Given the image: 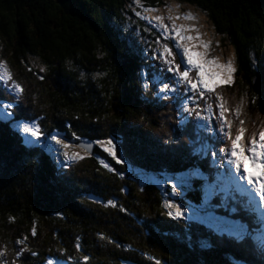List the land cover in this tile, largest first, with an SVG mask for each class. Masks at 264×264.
Instances as JSON below:
<instances>
[{"label": "trees", "instance_id": "16d2710c", "mask_svg": "<svg viewBox=\"0 0 264 264\" xmlns=\"http://www.w3.org/2000/svg\"><path fill=\"white\" fill-rule=\"evenodd\" d=\"M166 1L71 0V12L65 13L55 0H0V62L23 89L15 102L0 88V104L15 105L13 120L31 122L45 139L56 134L71 142L73 133L81 138L77 143L116 139L123 161L117 165L97 149L59 170L41 147L23 144L16 130L0 121L3 264H46L48 259L59 264H264V243L254 241L263 231L250 228L244 242L230 241L237 255L227 249L228 239L224 245L221 236L166 215L165 201L186 203V198L192 206L246 226L251 215L231 211V193L217 189L209 202L200 198V184L211 180L209 160L192 156L185 139L190 129L176 124L173 104L141 88L140 67L148 62L140 42L154 32L140 18L142 9H159ZM172 1L204 15L221 42L232 47L233 80L218 88L227 107L232 109L237 88L242 93L236 97L247 95L248 103L255 98L248 113L264 115V0ZM192 169L203 176L189 174ZM140 177L178 178V195L172 196L168 183L164 189L142 186ZM109 200L115 208L103 206ZM101 234L115 243L98 239ZM21 248L28 250L17 258Z\"/></svg>", "mask_w": 264, "mask_h": 264}, {"label": "snow or ice", "instance_id": "6c2138e0", "mask_svg": "<svg viewBox=\"0 0 264 264\" xmlns=\"http://www.w3.org/2000/svg\"><path fill=\"white\" fill-rule=\"evenodd\" d=\"M135 3L139 4V0H134ZM146 12L155 11L153 8H144L142 9ZM139 16V13H137ZM144 19L143 17H140ZM179 18V17H177ZM185 19H192L191 15H186ZM171 19V17H170ZM157 22L161 21V17H155ZM156 27V25H153ZM159 29H163L164 34L169 33V29L163 24L159 23ZM158 29V30H159ZM194 29H180L176 28L173 25L172 32L174 35L171 37L176 41L175 49L178 51H173L168 45H164L163 51L158 54H153V59H161L163 64L166 66V70L175 77L173 84L163 83V86L159 88V93L157 94L158 99L169 100L172 98L171 94L179 93L181 88L175 87L174 85H180L185 90L186 94L181 99L179 111L187 113V117H191L192 120L199 122L198 127L206 128L209 136L212 135L213 131H219L220 135L214 137L217 140H224L226 142L225 147H220L218 153L216 150L212 151V166L216 169L222 170L217 174L218 183L213 186V190L209 192L206 196V199L210 198L212 195L216 194L218 189L220 192L225 194L231 193L232 200V212L242 211L245 214L249 215L248 224H241L239 222H233V227L229 230L228 235L233 236L236 241L244 242L247 235H249L250 228L255 231H264V128H262L258 133L253 132L251 136L246 137V128L244 127L245 121L239 119L240 117V106L238 105L233 114L236 117V120H232L226 117V113L229 112L225 102L222 101V97L216 94V90L213 87H210L208 83L205 82L204 69L202 65L195 64L193 57L190 54V50L184 43L185 40L197 39L199 37H184L181 33L182 31H193ZM179 37V39H177ZM167 38V35L165 36ZM202 48L207 50L209 48L208 44H201ZM207 55L205 52L201 59L204 64H216L214 60H208L204 57ZM182 56V62L178 60ZM183 63L187 64V68L183 67ZM222 67L226 74V83H231L232 73L234 68L231 61L226 65H217ZM29 71H31L29 69ZM41 72L45 71L43 67L40 69ZM193 71L194 75L190 76L189 72ZM209 79H214L215 77L209 76ZM37 79H43L42 76L37 75ZM12 80L11 75L4 71V65L0 63V83H2L6 88ZM145 88L148 87L147 84L144 85ZM9 92H14L16 94V99L18 100L19 95L22 94L23 89L15 83L11 84L10 88H7ZM199 94V98L205 102L204 107L200 108L196 105V100L191 97H195ZM215 96V107L218 110V115H213V103H209V99L212 96ZM253 103H255V98H253ZM196 105V106H193ZM15 105L4 102L0 104V111L4 112L6 119H12V114L10 109ZM215 119L217 124L215 128L209 123L210 120ZM184 122H187V119H184ZM233 129L234 132H233ZM21 130L31 137L33 140H38L41 133L38 127H35L27 122L23 123ZM81 138L75 133L72 135V140H80ZM52 141L55 142L61 149H67L73 147L70 142H64L62 139H58L56 136H52ZM168 143L167 140L164 141ZM95 143L99 144L102 151L111 157L112 161H115V164L121 165L123 163L122 159L118 157L117 154V143L114 139H102L97 140ZM78 147L82 148L86 153L90 152L92 149L91 144H79ZM63 156L64 164L61 166H67L69 162H76L83 159L77 153L73 152L71 157L67 151L59 153ZM217 157L219 158V163H217ZM247 162V166H245ZM102 167L106 168L107 171L113 172V168L109 167L107 163L103 160H100ZM227 166V167H225ZM249 168L256 170L258 174H255L253 171H249ZM226 173V178H225ZM171 189L172 196L178 195L177 188L173 185L168 186ZM235 193H240L241 196L246 195L247 201L240 200L236 197ZM94 203L96 201H93ZM227 201H222L221 206H225ZM104 207L115 208L116 204L109 200L107 204L103 205ZM164 207L168 209L166 215L171 220H181L185 218L184 212L181 207L175 203H170L165 201ZM119 211L124 212L125 209L121 207ZM255 221V223H253ZM212 227L213 225H209ZM32 235H36L35 228L32 229ZM100 240H107L108 244H114L115 242L111 239L106 238L103 234L98 236ZM17 245L21 244V240L15 242ZM119 247V245H116ZM77 251L80 250L79 242H77ZM261 255L264 256V244L260 246ZM26 248H21L15 253V256L18 258L20 253L27 251ZM5 255L4 251H0V257ZM32 256H36V252H31ZM89 257L84 256L83 260L88 261ZM0 264H3L0 261ZM46 264H54L52 259H48ZM59 264V262H56ZM155 264H161L160 260H156Z\"/></svg>", "mask_w": 264, "mask_h": 264}, {"label": "rangeland", "instance_id": "374dc122", "mask_svg": "<svg viewBox=\"0 0 264 264\" xmlns=\"http://www.w3.org/2000/svg\"><path fill=\"white\" fill-rule=\"evenodd\" d=\"M189 14L193 18L192 19H185L184 17L186 15H189ZM141 17H143L144 18L143 20L146 21V23L148 25H150L151 27H153V25H156V27H153L155 29V31L161 36L162 39H166V40L170 41V43L172 44V49L174 48V51H178V50L175 49L176 41L171 38L174 35V33L171 31L173 28V25H175L176 28H180V29H194L193 31H182L181 34L184 37L191 36V37L195 38L198 36L199 40H197V39H192L190 41L185 40L182 43H184L185 46H187L189 48L190 54L193 57L194 63L198 64V65H202L204 72L207 74L204 77L205 82L208 83L210 87L215 88L216 94H218V95L221 94L218 91L219 86H223V85L229 84V83L225 82L226 81V74H225L224 69L222 67H218L217 65H226L229 61H231L232 66L235 70V57H234L232 47H230L228 45L227 41H225L223 43L221 42L220 37L215 34L211 23L208 21V19L204 15L200 14L198 11H196L190 5H187V4L180 5V4H177L176 2H174L172 0H167L164 7L159 8V9H155V11H151V12L145 11L141 15ZM155 17H161V21L157 22L155 20ZM170 17H171V19H170ZM177 17H179V18H177ZM159 23H163L169 29L168 34H164L163 29H159ZM166 35H167V38H165ZM177 39H179V37H177ZM202 43L208 44L209 48L207 50L202 48L200 46ZM205 52H207V55L204 58L208 59V60H214V61H216V64H204L203 63L201 56ZM178 60H180L182 62V56L179 57ZM183 67L187 68V64L183 63ZM4 71H6L5 67H4ZM233 74H234V71L232 73V80H233ZM189 75L193 76L194 72L190 71ZM209 76H212L215 78L209 79L208 78ZM157 78H160V76L157 75ZM165 79L166 78L164 76H162L160 81L165 80ZM232 80H231V82H232ZM175 87L179 88V85H175ZM235 91H236V94L231 96L233 104L230 103V105H231L232 109L227 107L229 109V112L226 113V117L235 121L236 117L233 114V110H235L236 106L239 105L240 106V117H239V119H242L245 121L244 127L247 130L246 134H245L246 137L251 136V134L253 132L258 133L262 128H264V115H262V116L257 115L260 113H255L253 115L249 114L248 113L249 112L248 106H249V104H252L253 102L248 103L247 95H246V97H245V95H242L241 97L238 96L239 98L236 97L237 94L242 93L241 89L236 88ZM184 92H185V90H184ZM195 98H197V99H194V100H198L199 94ZM222 98L224 99V102H226V99H225V97H223V95H222ZM209 101H210L209 103H213V111H214L213 115L214 116L218 115V110L215 107V96L213 95L209 99ZM5 115L6 114L4 112L0 111V118L2 120H11V119H6ZM194 122L195 121L193 120V125H194ZM209 123L211 125H213L212 120H210ZM21 126H22V124L16 123V124L12 125L11 127L16 130V132L18 133V135L20 137H22V143L25 145L28 144L27 146L36 145V147H41L44 150V152L48 153V155L52 159L55 167L58 169H60L61 165L64 164L63 156L59 155V153H61L63 151H67L70 157H71L73 152H75L79 156L83 157V159L91 156L89 153H86L82 148L78 147V145L82 144V143H91L87 140H82V141H79L77 143L74 141H71V142L66 141L62 138L57 137L58 139H62L64 142H70L73 145V147H69L67 149H61L58 145L55 144L54 141H52V135H51V137L49 136L47 139L42 138V136L40 135L38 140H33L31 137H29L27 134H25L21 130ZM197 129H198L197 133L204 135V137H213V140H214L215 130L213 131L211 136H208L209 133L207 132L206 128H200V129L197 128ZM234 130L235 129H233V132H234ZM24 135H26V136L24 137ZM204 137L203 136L200 137L199 135L195 134L193 137H191L187 140V144L190 145V144L194 143L196 140L197 141L200 140V142L203 144L204 150H208V149L210 150L211 143L207 139H204ZM92 143H94L96 145L97 149L102 150L100 145L95 143V141H92ZM69 163H74V162H69ZM245 166H247V162H245ZM249 171H253L255 174L258 173V172H256V170H253L251 168H249ZM189 174H192V172H190ZM199 175H200V173H199ZM225 178H226V173H225ZM140 182H141L142 186L147 185L148 183L149 184L151 183L153 186H155L157 188L163 187V189H164V186L166 183H168V185H173L176 188L180 185L178 178L171 179V180L165 179V180H161V181H157V180L149 181V180H143L142 179ZM204 183L205 182L203 181L201 183L202 185L200 184L199 192H200V195L206 196L208 193V190L212 191L213 186L218 183L217 175L213 181L206 183V184H204ZM202 198H204V197L202 196ZM185 200H186L187 205L186 206H183V205L180 206L182 211L184 212V215H185L184 219L187 221H190V222L199 221L200 215L193 209L192 203L187 198ZM170 203H174V202H170ZM167 211H168V209H166V212ZM205 218L206 217H204V219ZM124 264H126V263H124Z\"/></svg>", "mask_w": 264, "mask_h": 264}, {"label": "water", "instance_id": "95a60500", "mask_svg": "<svg viewBox=\"0 0 264 264\" xmlns=\"http://www.w3.org/2000/svg\"><path fill=\"white\" fill-rule=\"evenodd\" d=\"M58 5L64 9L65 13H70L71 12V0H55ZM83 144H91L92 149L90 152H88L90 155H93L94 150L96 148V145L94 143H83Z\"/></svg>", "mask_w": 264, "mask_h": 264}, {"label": "bare ground", "instance_id": "6f19581e", "mask_svg": "<svg viewBox=\"0 0 264 264\" xmlns=\"http://www.w3.org/2000/svg\"><path fill=\"white\" fill-rule=\"evenodd\" d=\"M198 123H199V122L196 121V125H197V126H198ZM212 138H213V137H212ZM216 140H217V139H216ZM201 154L204 155V156L206 155L205 152H202ZM257 240H258V239H256V241H257Z\"/></svg>", "mask_w": 264, "mask_h": 264}]
</instances>
